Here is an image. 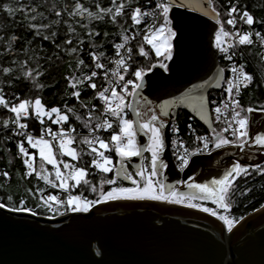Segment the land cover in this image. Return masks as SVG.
Here are the masks:
<instances>
[{"label": "snow or ice", "instance_id": "1", "mask_svg": "<svg viewBox=\"0 0 264 264\" xmlns=\"http://www.w3.org/2000/svg\"><path fill=\"white\" fill-rule=\"evenodd\" d=\"M0 12L6 13L13 23L23 25L33 37L21 44L23 60L15 58L17 54L14 48L20 41L19 36L13 34L6 38L0 37L4 41L0 56L10 65L0 68V75L9 88L15 82H28L37 93L34 96L21 97L13 92L10 94L12 99L9 100L5 96L4 87L0 85V109L9 114L0 127L4 130L6 140L18 138L15 148L25 167L22 178L35 176L46 186L58 190L56 194H45L44 188L38 187L35 191L27 188L15 202L12 195H8L6 200L0 197V210L36 216L38 212L26 202L28 197H39L35 207L54 215H62L61 209L64 212L87 213L92 206L109 201H165L169 204L186 203L189 208H199L221 221L228 232L232 231L239 221L225 213L229 212L234 195L243 196L249 191L244 189L237 192L236 182L250 177L253 173L264 176V162L233 161L218 179L208 183H187L186 186L193 191L180 192L171 185H165L163 180L164 169L167 168L162 158L166 148L164 117L169 115L173 106L186 105L201 119H209L214 114L215 121L223 124L219 131L210 125L208 135H195L192 126H188L198 144L192 151L183 141L175 144L173 155L181 172L188 167L193 152H210L229 146L239 149L242 154L246 149L255 147L264 160V130L253 134L250 118V114L255 111L264 112V105L256 108L241 104L239 97L242 91L254 83L255 79L253 74L246 71L244 64L234 60L237 48L252 46L258 42L261 49L259 56L264 62V33L241 31L235 27L238 22L248 25L250 29L254 24L264 25V17L256 20L246 7H241L239 0H229L223 17L213 0H148L147 4L141 0H109L107 6L101 2L86 6L82 0H73L71 6L67 3L61 6L55 0L51 3L48 0H41L40 3L36 0H9L0 4ZM189 13L198 14L190 17L191 19L200 18L202 22L210 19L214 22L211 46L229 64L218 67L215 75L202 83L154 106L146 97L140 96L146 73L151 72L157 64L159 68L168 70L164 61L173 59L175 41L181 35ZM17 15L21 17L19 22L15 20ZM93 21L119 26V31L113 34V41L110 42L111 49L114 50L112 56H107L105 51L100 50L105 42H109V33H101L94 26L90 27ZM62 24L66 26V32L60 38ZM74 25L87 30L84 36L87 37V46L91 49L87 51L89 64L80 58L85 51V39ZM226 26H230V29ZM101 36L103 41L97 43ZM116 39L119 42H114ZM37 40L41 42L40 45L36 44ZM44 41L49 43L53 55L45 52L42 43ZM242 51L241 49V53ZM61 53L75 56V70L63 77L67 84L64 90L67 99L62 106H49L38 94L45 87L41 83V78L47 74L44 64L51 67L53 61L62 59ZM153 55L157 58L155 64ZM138 59L145 63H137ZM97 77L102 78V86L95 82ZM222 78L226 84L224 87L220 84ZM213 80L216 81L215 86L221 88L225 94L218 101L206 97L201 91ZM88 90H91V96L83 99L82 97L89 95ZM129 97L134 99L130 100ZM69 100L74 102L73 106H69ZM77 105L87 113V119L82 114H77ZM97 111L99 115H94ZM45 117L48 118L49 125L59 127L54 131L51 126L45 125ZM70 118L79 121L87 130V134L79 140ZM29 120L39 122L38 135L28 131ZM102 131L108 135L102 138L98 135ZM178 131L177 127H173V133ZM138 132L147 137V143L143 147L138 146ZM77 145H85L87 151L83 148L78 150ZM145 152L148 153L147 157L144 156ZM113 153L116 157L115 164ZM85 155L90 157L89 161H84ZM137 156L142 157L146 165L142 163L133 175L124 169V162ZM37 157L40 161L38 169L35 164ZM251 159L252 156L249 155L248 160ZM82 161L84 162L81 163ZM47 165L51 166V170ZM92 169H95V174H104L101 175L99 191L87 179ZM122 171L123 179L130 181L132 186H116ZM110 172H114V175L108 178L106 174ZM0 176L9 179L10 173L4 171ZM156 177L160 179H154ZM105 184L110 186L106 192L103 191ZM82 185L92 192H98V197L89 200L82 195L73 194L72 190ZM194 200H211L216 209L222 211L201 207L193 203Z\"/></svg>", "mask_w": 264, "mask_h": 264}, {"label": "water", "instance_id": "2", "mask_svg": "<svg viewBox=\"0 0 264 264\" xmlns=\"http://www.w3.org/2000/svg\"><path fill=\"white\" fill-rule=\"evenodd\" d=\"M197 15L189 13L186 18L175 41L173 59L167 62L168 70L157 64L146 73L140 96L154 106L202 83L222 67L211 46L214 22L190 18ZM223 82L222 78L221 86ZM215 85L213 80L201 91L209 98L211 90L221 89ZM180 109L209 130L214 124L211 116L201 119L186 105L173 106L164 117L166 148L162 158L167 168L163 180L165 185L189 193L193 190L177 181L193 177L195 183H208L226 169L218 166L234 157L230 146L214 149L192 156L181 172L170 149V128ZM156 110L159 112L158 107ZM137 143L143 147L147 137L138 132ZM141 159L129 158L134 169ZM261 208L245 215L243 219L251 215L245 221L238 220L231 232L208 213L151 200L109 201L92 206L87 213L69 212L56 218L0 210V264H264Z\"/></svg>", "mask_w": 264, "mask_h": 264}, {"label": "trees", "instance_id": "3", "mask_svg": "<svg viewBox=\"0 0 264 264\" xmlns=\"http://www.w3.org/2000/svg\"><path fill=\"white\" fill-rule=\"evenodd\" d=\"M224 1V0H222ZM9 2V0H0V4ZM25 2H30V0H25ZM37 3H40L41 0H36ZM49 3L52 2V0H48ZM56 3L59 5H63L67 3L69 6L72 5L73 0H55ZM82 2L86 6L94 5L96 2H101L104 4V6L108 5L109 0H82ZM142 2V0H141ZM239 3L241 7H246L256 18V20H260L261 17H264V0H239ZM223 17V14H221ZM15 20L19 22L21 20V17L19 15L16 16ZM84 23H87V21H84ZM130 23V21H129ZM77 28V32L81 34L82 38L85 39V51L81 53L80 58L85 60L86 64L90 63L89 57L87 56V51H90L91 49L87 46V37L84 36V33L87 31L86 29H80L78 25H74ZM95 27V29L101 33L108 32L109 37L108 41L104 43L103 50L105 51V54L107 56H112L114 50L111 49V43L113 41V34L119 31V26H112L110 24L104 23V22H96L93 21V24L90 25V27ZM254 27L258 29H264V25L261 24H254ZM228 27V26H226ZM60 38L64 37V33L66 32V26L63 24L60 26ZM17 35L20 37V41L16 44L14 51L16 52V59L23 60L24 54L21 50V44L26 43L28 40H32L33 37L28 33L27 29L23 27V25L18 23H13L12 19L7 16L6 13L0 12V37H5L9 35ZM103 36H101L100 40H97V43H101L103 41ZM59 42V40L57 41ZM114 42H118V39H116ZM4 41L0 40V52L3 51L2 45ZM43 47L45 49V52L48 55H53V51L49 48V43L47 41L42 42ZM37 45H40L41 42L39 40L36 41ZM217 58L222 65V67L226 66V62L223 59L222 54H220L215 49ZM29 55H31V52H29ZM243 58L241 59L242 64L245 65L246 71L253 74L255 82L252 83L247 89L244 90L242 95L240 96V102L243 106H255L256 105V95L260 94L261 96H264V62L261 61L259 56V50L257 45L252 46H244L242 54ZM62 59L58 61H53L52 66L49 67L48 64H44L45 69H47V74L44 75L41 78V83L45 85L43 89L39 90V95L43 98V101L49 105H60L62 106V103L64 100L67 99L65 95V89L67 88V84L63 77L65 75H68L69 73L73 72L75 70V56H68L63 53H61ZM153 63L155 62L154 57H152ZM137 63L144 64L145 61L142 59H138L136 61ZM41 63H44L41 61ZM10 66L7 60L0 56V68ZM34 66V65H33ZM84 71H87V69H84ZM79 74L78 72L76 73ZM98 86L103 85V81L101 77H97L96 81ZM0 85H2L5 89V96L9 100L12 99L11 93H15L17 95H20L21 97L24 96H34L36 93V90H34L28 82H15L13 84L12 88H9L7 86L6 80H4L3 76L0 75ZM89 95L82 97L83 99H88L91 96V90H88ZM223 92L221 90H211L209 92V97L211 96H217L221 97ZM131 100L132 97H129ZM69 106H73V101H68ZM143 105V104H142ZM77 114H82L85 119H87V113L79 109V106L77 105ZM9 114H6L5 110L0 109V125H2L3 119L8 118ZM98 115V111L94 114ZM54 118V117H53ZM129 118H131V114L129 113ZM45 125H49V120L47 117L44 118ZM70 123L75 124L77 127H82L81 123L74 118H70ZM193 123L196 127H198L203 133H206L207 135L210 133V130L207 129L202 123H200L197 119H195L190 112H188L185 109H180L178 113V117L176 120V124L178 125L179 129L181 131H185L188 124ZM29 127L31 129H34L35 131H40V125L38 121L35 120H29L28 121ZM54 129L57 125H50ZM214 128L219 131L220 127L214 123ZM84 129V128H83ZM86 130V129H84ZM108 133H104V136H107ZM102 137V138H103ZM17 138H12L6 140L4 138V130L2 127H0V173L4 171H9L10 177L9 179H4L2 176H0V197L4 198L6 200V197L8 195H12L13 201H18L21 195L24 194L25 189L32 188L34 191L36 188H44L45 194L52 193L56 194L58 190L51 189L50 187L46 186L43 181H39L35 176L28 177L27 179H23L22 175L25 172V167L22 163V159H20L17 156V150L15 148ZM78 139V138H77ZM79 140V139H78ZM78 150L81 148L84 149V151H87V147L85 145H77ZM145 157L148 156V153L145 152ZM113 158L115 159V155L113 153ZM65 159H68L65 157ZM90 157L84 156V161H89ZM82 161L81 163H83ZM10 162V163H9ZM39 158L37 157L35 164L37 169L39 168ZM143 164L146 165V161H142ZM49 170H51V166H46ZM101 175L104 174H95V169H92L90 171V174L87 176V179H89L92 184L97 186L98 191L100 190V180ZM108 178L112 177V172L106 174ZM134 175V174H133ZM128 183L126 182H119L117 181L116 186H123ZM237 184V192L243 191L244 189H248L246 195H234L231 200V208L229 209V212L226 213V215H229L230 218H234L236 220H240L241 217H244L245 215L253 212L254 210L260 208L264 204V176L256 175L253 173L250 177L241 178L239 181L236 182ZM109 185L105 184L103 185V190L106 192L109 189ZM73 194L82 195L86 197L89 200L96 199L98 192H92L89 190L86 186H79L76 189L72 190ZM62 194V193H61ZM37 199H32L31 197H28L26 202L30 207L33 208V210H37L39 213H46V210L44 209H37L35 207ZM194 203H198L200 205H206L211 208L214 207V204L211 201L207 200H194ZM217 211H222L221 209H217Z\"/></svg>", "mask_w": 264, "mask_h": 264}, {"label": "built area", "instance_id": "4", "mask_svg": "<svg viewBox=\"0 0 264 264\" xmlns=\"http://www.w3.org/2000/svg\"><path fill=\"white\" fill-rule=\"evenodd\" d=\"M142 2L145 3V4H147L148 0H142ZM213 2H214V4L217 6L218 10H220L221 14L224 15V12L226 11V8H227V5H228V3H229V0H224V1H222V0H213ZM233 2H235V0H233ZM235 27H236L237 29L241 30V31H249V30H251V31H253V32H254V31H261L262 33H264V29H258V28L254 27V26H252L251 29H250L248 25L242 24V23H240V22H238V23L236 24ZM226 28H229V29H230V26H228V27H226ZM252 38H253V40L255 41V37L253 36ZM137 39H139V38H137ZM118 42H119V41H118ZM254 44L257 45L258 50H259V52H260L261 49L259 48V44H258V42H257V43H254ZM134 46H135V45L133 44V47H134ZM243 47H244V46H240L239 48H237V50H236V51H237V55L234 57V60H236L238 63H241V64H242V61H241V54H242V53H241V49L243 50ZM225 62H226V66H227V65L229 64V62L226 61V60H225ZM227 75H230V73L227 74ZM224 86H226V84L223 82L222 87H224ZM219 90H221V89H219ZM221 91H222V90H221ZM243 92H244V90L242 91V93H243ZM242 93H241V95H242ZM241 95H240V96H241ZM224 96H225V94L223 93L221 97L211 96V97H209V98L212 99V100H217V101H218V100H220V99H221L222 97H224ZM239 99H240V97H239ZM101 110H102V109H101ZM98 115H99V111H98ZM211 117H212L213 124L216 123L220 128L223 127V124H222V123H219V122H216V121H215V116H214V114L211 115ZM71 124H72L73 127L76 129V133L78 134V135H77V138H78V139H79L81 136L87 134V130H84L82 127H77V126H76L75 124H73V123H71ZM189 125L192 126V130H194L195 135H207L206 133H203L198 127H196L193 123H189L188 126H189ZM49 126H50V125H49ZM188 126H187V128H186L185 131H181V130L179 129L178 125L176 124V122H173V123H172L171 128H170V149H171L172 155H173V150H174L175 144L178 143L179 141H183V142H184V145H185L190 151L194 150V149L197 147L198 142L195 141V135H193L192 131L189 130V127H188ZM58 127H59V126H56L55 129H54L53 127H52V128H53V130L55 131ZM173 127H177V128L179 129V131H178L177 133H173ZM28 131L31 132L33 135H38L39 132H40V131L37 132V131H35L34 129H31L30 127L28 128ZM104 133H105V132L102 131V132L98 133V135H101V137H103ZM17 139H18V138H17ZM213 150H214V149H213ZM213 150H212V151H213ZM212 151H210V152H212ZM210 152H207V151H201V152H198V153L193 152V155H192V156L197 155V154H207V153H210ZM192 156H191V157H192ZM173 157H174L175 163H176V165H177L176 158H175L174 155H173ZM191 157H190V158H191ZM190 158H189V160H190ZM178 185L182 186V183H181V184H178ZM61 195H63V194H61ZM34 211H37V210H34ZM37 212H38V211H37ZM61 212H63L62 215L66 214V213H69V212H64L63 209H61ZM38 215H42V216H45V217H48V218H49V217H51V218H56V217H58V216H61V215H54L53 213H50V212H47V211H46V213H44V214L38 212Z\"/></svg>", "mask_w": 264, "mask_h": 264}, {"label": "flooded vegetation", "instance_id": "5", "mask_svg": "<svg viewBox=\"0 0 264 264\" xmlns=\"http://www.w3.org/2000/svg\"><path fill=\"white\" fill-rule=\"evenodd\" d=\"M141 104H143V102L141 101ZM153 104V103H152ZM154 105V104H153ZM251 118V129L253 131V134H255L256 131H259V130H264V114L262 115H257V117L255 116H250ZM230 155L234 158H231L230 160H227L225 162V164L223 166H218L219 168H222V169H225V168H228L231 166V162L233 161H237V160H240L241 162H247V163H255L256 161H258L261 156L259 154L258 151H256V148L253 147L252 149H246L245 150V153H240L239 149L237 148H234L232 147V152L230 153ZM251 155L252 156V159L251 160H248V156ZM236 157V158H235ZM115 160L116 158L114 159V164H115ZM223 160V159H222ZM141 164H142V159H141ZM124 169L130 173V174H134L135 173V170L133 168V166L131 165L130 163V160H126L124 162ZM114 175V172H112V176ZM192 179L191 180H187L186 183H182L183 186H186L187 183H193L194 180H193V177H191ZM156 179H160V177H156ZM213 179H218V178H212ZM117 181L119 182H126L124 179H123V171L121 173V176L117 179ZM127 183V182H126ZM120 186V185H119ZM124 187H130L132 186L131 183H128L126 185H123Z\"/></svg>", "mask_w": 264, "mask_h": 264}, {"label": "rangeland", "instance_id": "6", "mask_svg": "<svg viewBox=\"0 0 264 264\" xmlns=\"http://www.w3.org/2000/svg\"><path fill=\"white\" fill-rule=\"evenodd\" d=\"M153 57H154V55H153ZM154 60H155V62H154V64L156 63V60H157V58H155L154 57ZM167 62L168 61H164V63H166L167 64ZM141 107L143 108V105L141 104ZM158 112V111H157ZM164 120L165 121H167L165 118H164ZM145 155V154H144ZM142 161H143V158H142ZM113 162H114V159H113ZM154 179H156V178H154ZM240 180V179H239ZM238 180V181H239ZM104 191V190H103ZM97 197H98V194H97ZM96 197V198H97ZM141 201H150V200H141ZM207 201H211V200H207ZM158 202H162V203H167V202H165V201H158ZM193 202V201H192ZM194 203V202H193ZM169 204V203H168ZM198 204V203H197ZM173 205H178V206H183V207H187L186 206V203L185 204H173ZM200 205V204H199ZM201 207H209V206H206V205H201ZM189 208V207H188ZM209 208H211V207H209ZM192 209H195V210H199V211H201L199 208H192ZM213 209H215V210H217L216 209V206L214 205V207H213ZM226 214V213H225ZM236 225V224H235Z\"/></svg>", "mask_w": 264, "mask_h": 264}, {"label": "crops", "instance_id": "7", "mask_svg": "<svg viewBox=\"0 0 264 264\" xmlns=\"http://www.w3.org/2000/svg\"><path fill=\"white\" fill-rule=\"evenodd\" d=\"M256 95V105L254 106V107H256V108H259L260 107V105H264V96H261L260 94H255ZM262 114H264V112H258L256 115H253V114H251L250 116H256L257 117V115H262ZM114 159V158H113Z\"/></svg>", "mask_w": 264, "mask_h": 264}, {"label": "bare ground", "instance_id": "8", "mask_svg": "<svg viewBox=\"0 0 264 264\" xmlns=\"http://www.w3.org/2000/svg\"><path fill=\"white\" fill-rule=\"evenodd\" d=\"M167 204H168V203H167ZM262 209H264V207H262V208L259 209L258 211H261ZM258 211H257V212H258ZM252 215H253V214H252ZM250 216H251V215H250ZM250 216H247V217H245L244 219H242V220L240 221V223L243 222V221H245V220H246L247 218H249Z\"/></svg>", "mask_w": 264, "mask_h": 264}]
</instances>
